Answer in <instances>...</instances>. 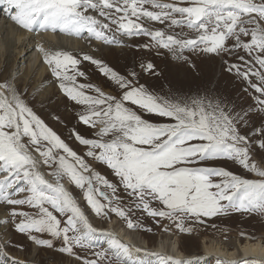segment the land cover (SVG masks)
Wrapping results in <instances>:
<instances>
[{
    "label": "snow or ice",
    "instance_id": "obj_1",
    "mask_svg": "<svg viewBox=\"0 0 264 264\" xmlns=\"http://www.w3.org/2000/svg\"><path fill=\"white\" fill-rule=\"evenodd\" d=\"M181 3L186 6L164 0H0V4L6 5L4 11L9 18L27 30L38 25L44 31L69 35L86 31L105 45L120 43L115 32L128 37L144 35L150 37L151 43L137 45L138 48L166 49L174 58L189 63V58L183 55L185 50L216 56L236 55L237 60L244 63L224 60L226 70L247 81L264 97V0H181ZM145 5L155 10H148ZM144 19L167 22L168 28L181 31L169 34L163 29L149 30L138 22ZM112 26H115L114 31ZM184 29L195 35L188 38ZM109 32L113 35H108ZM229 40L233 41L231 45L227 43ZM38 50L44 52L42 46ZM238 50L249 57L255 53L254 61L259 69L249 66L252 61L238 55ZM83 59L97 65L100 72L122 90V96L107 95L91 84L66 86L63 81L75 83L76 75H85L82 71L75 75L68 73V66L74 69L79 61L67 52L45 53V62L52 66V74L61 81L60 89L77 104L86 105V111L78 114V120L98 129L96 138H86L75 130L71 135L87 148V157L113 170L125 192L137 201L136 208H142L153 218L177 221L176 226L181 231L191 230L184 227V221L189 219L203 223V217L231 212L264 214V155L259 163L253 158L254 151L264 153V126L257 130V142L252 145L241 133L248 113L235 111L220 99L188 102L157 96L135 79V72L131 73L133 79H128L99 59L89 55H84ZM141 67L149 72L155 68L151 62ZM252 76L257 77L259 83H253ZM85 88L98 95H86L82 91ZM125 102L137 106L139 113L126 107ZM257 103L264 112V99L257 97ZM153 117L167 118L170 122L154 123ZM30 149L39 154L44 165H56L51 173L56 177L55 184L37 170L40 161L33 157ZM54 150H62L63 154ZM220 160L233 161L255 178L210 166V162ZM63 177L84 190V198L97 216H107V208L125 217L123 208L113 206L114 201L121 200L117 186L95 172L49 128L25 104L14 86L0 83V203L27 204L37 209L35 214L12 209L13 217H23L18 222L13 221L16 231L27 233L30 240L48 247L52 246V240L37 239L31 233L46 232L52 238H62L61 251L80 260L74 249L94 247L97 230L64 189L60 182ZM100 185L110 189L111 196L101 191ZM19 193L28 195L13 198ZM97 196L103 197L107 204ZM154 201L163 208L151 207ZM54 212L65 217L63 226ZM127 226H134L131 220ZM105 235L110 237L108 248L94 253L100 261L147 264L133 255L140 249L122 243L111 233ZM146 254L158 256L159 264H191V261L174 260L162 253ZM0 256L5 257L0 259V264H9L2 245ZM12 264L19 262L13 260ZM83 264H98V260L83 259Z\"/></svg>",
    "mask_w": 264,
    "mask_h": 264
},
{
    "label": "rangeland",
    "instance_id": "obj_2",
    "mask_svg": "<svg viewBox=\"0 0 264 264\" xmlns=\"http://www.w3.org/2000/svg\"><path fill=\"white\" fill-rule=\"evenodd\" d=\"M164 2H175L180 4V6H186V4L181 3V0H164ZM4 5L5 4H0V36H2L3 39L5 38V34H2L4 28L1 29V26L5 23V19L2 18L4 13V9L2 8ZM144 7L148 8V10H155L152 9L150 5H145ZM92 14L96 15V13ZM99 19L102 20L103 18ZM138 22H142L149 30L163 29L169 34H176L181 31L179 28H168L167 22L161 24L159 22L148 21L147 19ZM7 25L8 24H5V26ZM112 27L114 31L115 26ZM32 30H39L38 34H41V31L44 32V30H41L38 25H34ZM183 31L188 33V38L195 35V33L190 32L188 29H184ZM58 32L59 31L53 33L57 34ZM59 33L61 35H69L66 33ZM107 34L111 36L113 35V32ZM114 34L116 40L120 41V43L113 42L112 44L105 45L90 37L86 31L79 35L73 34L69 36L80 38L78 39L79 41L83 40L84 43H80V45H85L86 50L92 51L85 55L101 60L104 65L110 67L119 75L128 79H133L131 73L135 72V79L138 80L140 84L145 85L150 92H153L157 96L188 102H191L192 99H205V102H207V100L215 101L216 99H220L228 104L229 107H234L235 111L248 113L246 126L241 127V133L249 138L252 145L256 144L258 136L257 130L264 126V112L259 110L260 105L257 103V97L261 99H264V97H261L260 93H257L255 89L251 88L247 81L226 70L227 66L224 64V60H228L230 63H244L237 60L236 55L216 56L215 54L194 53L185 50L183 55L189 58L191 61V63H189L184 59L174 58L173 54L166 49L153 48L148 50L138 48L137 45L151 43L150 37L148 36L139 35L128 37L121 35L119 32H115ZM2 43V49L5 47L6 49L9 48L6 51L7 54L9 51L14 52V50L11 49V46L7 45L6 41H3ZM227 43L231 45L233 41L229 40ZM158 52L160 54H157ZM238 55H243L246 61L251 60L252 64L249 66L254 67V69H259V65L255 64L254 61L255 53L252 57H249L243 50H238ZM86 62H88V64L82 71L85 75L81 79V84L94 85L107 95H114L118 98L122 96V90H120L109 77L102 74L99 69H94L92 67L91 70V62ZM148 62L153 63L155 66L152 72L145 71L144 68L141 67L142 64L146 66ZM26 63L27 62L16 65L10 62L7 65L5 75L9 84L12 85L14 75L15 77H22L24 74L23 67ZM192 65H195V67ZM46 66L51 70L52 66L47 63ZM14 70L15 72H13ZM154 73H159V75ZM90 75H100V79L98 81L90 80ZM50 79L52 80L47 82L48 86L57 81L56 77H50ZM250 79L253 83H259V80L255 76L250 77ZM30 81L33 80L31 79ZM32 86L33 85L31 84V87L28 89H25V86L20 87L19 92L24 93L27 97L30 95V88H32ZM85 90L89 95L96 94L94 90L88 88H85ZM38 91L40 92L41 90ZM58 97L59 95L56 96V98ZM23 100L25 104L30 107L49 128L56 132L70 148L83 157L85 162L90 164L95 172L107 179L111 184L117 186V195L121 197V200L114 201L113 206L123 208L126 213L125 217H120L117 213L111 212L107 208L105 209L107 216H97L87 204V201L84 198V190L77 187L67 177L61 179V183L64 182V179L68 182L70 186V196L76 200L94 228H97L98 230L113 229L114 231L116 229H123L126 234H136L137 236H134L135 239L140 242L144 241V243H147L151 249L155 246L156 240L161 236H166L171 240L176 239L185 256L192 257L196 263L198 262V264H200L201 259L204 257V254L200 250V241L203 238L219 241L223 243V245L227 244L228 246H231L235 240L242 242L246 238L250 240L261 238L264 240V214L259 212H231L228 215H217L211 218L203 217L201 218L204 221L203 223L195 221L194 219L185 220L184 227L191 229L190 231H181L176 226L177 221L166 217L153 218L148 216L142 208L135 207L137 201L125 192L120 184L119 178L114 175L113 170L108 168L105 164L96 162L91 157H87V148L80 145L78 141L75 140L74 136L71 135L73 130L76 129L75 131L80 133L85 132L82 134L86 138H96L95 132L98 131V129L91 128L82 124L79 120H76L78 119L77 115L82 109L76 110L75 108L76 112L75 110L74 112H72V110L70 112L68 107L69 104H72L73 100L69 99L66 101L68 107L64 106V111H61L60 116H57V111L54 110L59 107V101L52 102L48 105H40L37 103H27L24 98ZM125 106L138 111V113L140 111L137 106L132 105L130 102H125ZM143 115L145 118H148L146 113ZM152 122L162 123L170 121H168L167 118L153 117ZM82 126L84 129H80V127L83 128ZM105 139H108V137H105ZM27 140L28 138L25 137L24 142L27 143ZM30 150L33 157L40 161V163L37 164V170L40 173L42 171L41 174L47 181L55 184L56 179L53 180V178L56 177L51 175V173L55 170L56 165H52V167L44 165L39 154L36 153L34 149ZM54 152L63 154L62 150H54ZM262 155H264V153L254 151L253 158L259 163ZM210 166L224 167L236 174L244 175L248 178H255L254 174L246 173L233 161L220 160L217 162H210ZM100 188L101 191H106L109 196H111L110 189H106L102 185H100ZM26 195H28V193H19L13 198H24ZM97 199L102 203L107 204V201H105L103 197L97 196ZM46 206L49 207V210H52L50 205ZM151 207L157 209L163 208L158 201L152 202ZM13 208L30 214H35L37 212V209L27 204L9 206L0 203V245L3 246V251L7 253L9 264H12L13 260L18 261L19 264H83V259H97L98 264H108L107 259L100 261L94 255L95 252L102 251L108 246V238H106V236L103 237L101 235H96L93 241L94 247L91 249L75 248L74 251L82 258L77 260L76 256H70L66 252L61 251V248L64 247L62 238H52L49 234L38 233V239L51 238L52 246L48 247L46 245H38L34 241L29 240L28 237L22 236L16 231L13 221L15 220L18 222L20 219H23V217H13L11 214ZM54 214L61 219L63 226L65 217L61 216L59 213L54 212ZM128 220L132 221L134 225L132 228L127 226ZM4 229H8V231L7 235L2 237V230ZM71 234L72 233H69V235ZM33 243L35 244L36 251L34 256H32L31 253ZM135 258L140 259V257ZM205 262V264H226L223 261L211 257ZM247 262L248 264H255L254 261ZM147 264H159V257L151 258L147 261ZM236 264H238V262Z\"/></svg>",
    "mask_w": 264,
    "mask_h": 264
},
{
    "label": "bare ground",
    "instance_id": "obj_3",
    "mask_svg": "<svg viewBox=\"0 0 264 264\" xmlns=\"http://www.w3.org/2000/svg\"><path fill=\"white\" fill-rule=\"evenodd\" d=\"M5 7L6 6L4 5L2 9H5ZM2 18L5 19L4 25L1 26V29L4 28V32L2 34H5V38L3 39L2 36H0V83L9 84V81L6 78L5 74L7 71V65L10 62L16 65H18L19 63L27 62L23 67L24 74L22 73L23 74L22 77H15L14 75L12 85L18 91L20 87L25 86V89H28L29 87H31V84L33 85L32 88H30L31 92L29 96L26 97L24 93L19 92L21 94V99L24 98L27 103L48 105L52 102L59 101L60 102L59 107L55 108L54 110L57 111L56 112L57 116H60L61 111H64V106L65 107L67 106L66 101L69 100L70 98L60 89L59 83L61 81L57 80L55 83L53 82L52 85L49 86L47 85V82L52 80L50 79V77H55V76L52 74V71L46 66L45 53L51 55L54 54L56 51H60V52H67L68 54L72 55L75 59L79 61V63L76 65L74 69L72 68V66L69 65L68 73L70 75H75L78 71H83V69L88 64V62H86L83 59V56L85 54L91 53L92 51L86 50L85 45H80V43L81 44L84 43L83 40L80 41L78 40L80 38H75L69 35H61L59 32L57 34H54L50 30L44 32L41 31V34H38L39 30L37 31L24 30V28L15 24L9 18L8 14L5 11L2 15ZM5 24L8 25L5 26ZM3 41H6L7 45H10L11 49L14 50V52L8 50L9 52L7 54L6 51L9 48L6 49L5 47L2 49ZM39 46L43 47L44 52L38 50ZM90 66H91V70L92 67L94 69H99L97 65H94L92 63L90 64ZM15 70L13 72H15ZM82 78L83 76L76 75L75 83L71 81H63V82L65 83L66 86L77 87L78 85L81 84ZM89 78L90 80L98 81L100 79V75L97 76L90 75ZM31 79L33 81H30ZM38 90L41 91L39 92ZM82 91H84L86 95H89L85 89H82ZM96 94L94 93L89 96H96ZM57 95H59L58 98H56ZM68 108L70 112L71 110L72 112H74L75 108L76 110L82 109L81 112L86 111V105L77 104L75 101H73L72 104H69ZM80 129H84V127L83 128L80 127ZM79 131H85V130H79ZM55 179L56 178H53V180ZM63 181L65 183L62 182L61 184L63 185L64 189L68 193H70V186L68 182L65 179ZM76 204L79 206L77 202ZM95 229L97 230L96 235H101L103 237L106 236V238H108L109 240L110 237L108 235H105V233H111L116 238H118L122 243L127 244L134 249H140L139 252H134L133 255L134 257H140L141 260H144L146 262L151 258L158 257L156 255H149L146 253H162L166 256H171L174 260L191 261V264H198V262L196 263V261L192 257L185 256V254L181 251L179 247V243L177 242L176 239L171 240L168 239V237L166 236H161L156 240L155 246L151 249L149 248L147 243H144V241L142 242L137 241L135 239V237L137 236L136 234H132V235L126 234V232L123 229H116L115 231L113 229H107V230H103V229L98 230L97 228ZM7 231L8 229L2 230V237L7 235ZM20 234L22 236L28 237L27 233H20ZM31 235H34L38 239L37 232L33 231ZM49 239L51 240V238ZM32 245L33 247L31 253L32 256H34V254L36 253L35 244L33 243ZM107 248L108 246L106 247V249ZM200 250L204 254V257L201 259L200 264H205L206 263L205 261L208 260L209 257L223 261L226 264H236L239 261H254L255 264H264V240L261 238H257L255 240H250L246 238L242 242L235 240L234 243L231 244V246H228L227 244L223 245V243L219 241L203 238L200 241ZM0 259H3V256H0Z\"/></svg>",
    "mask_w": 264,
    "mask_h": 264
}]
</instances>
